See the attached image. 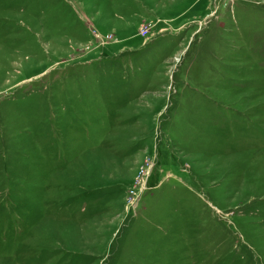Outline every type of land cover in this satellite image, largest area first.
<instances>
[{
  "label": "rangeland",
  "instance_id": "rangeland-1",
  "mask_svg": "<svg viewBox=\"0 0 264 264\" xmlns=\"http://www.w3.org/2000/svg\"><path fill=\"white\" fill-rule=\"evenodd\" d=\"M0 264H264V0H0Z\"/></svg>",
  "mask_w": 264,
  "mask_h": 264
}]
</instances>
